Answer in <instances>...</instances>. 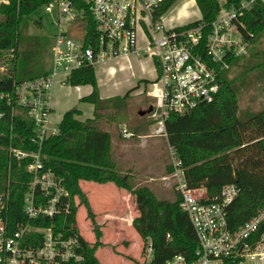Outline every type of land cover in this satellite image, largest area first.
Masks as SVG:
<instances>
[{
  "label": "built area",
  "instance_id": "2783aa9c",
  "mask_svg": "<svg viewBox=\"0 0 264 264\" xmlns=\"http://www.w3.org/2000/svg\"><path fill=\"white\" fill-rule=\"evenodd\" d=\"M10 1L0 0V6ZM82 1V7L74 0H52L38 8L53 31L50 72L15 82L12 92L0 94V120L8 116L15 120L24 111L33 122L28 146L24 147L23 141V146L16 145L13 124L9 144L0 143V154H6V171L2 173L6 183L0 190V264H102L97 251L93 257L88 254V245L95 240L90 242L79 226V207L75 219H70L73 202L77 207L80 200L73 201L66 179L44 161V142L60 131L51 120L57 85L78 86H73L70 78L82 68L92 66L96 72L109 61L122 59L133 68V59L149 58L157 76L149 83L147 94L158 101L151 136L168 138L165 122L170 114H189L212 102L221 86L219 73L230 68L228 57H246L251 48V41L240 29L245 26L240 18L252 9L254 0L243 1L237 9L222 7L206 39L203 25L167 27L164 17L153 21L155 0ZM90 18L94 32L89 30ZM108 72L115 69L110 67ZM123 132L133 136L125 127ZM169 154L173 189L181 195L180 209L187 215L198 244L192 255L179 252L163 264H264V209L242 226L232 227L227 206L239 195L237 185L226 184L215 196L204 188L191 189L182 159L170 145ZM13 162L30 176L21 209L23 219L15 218L11 210ZM145 243L140 264H152L153 243L150 238Z\"/></svg>",
  "mask_w": 264,
  "mask_h": 264
},
{
  "label": "trees",
  "instance_id": "16d2710c",
  "mask_svg": "<svg viewBox=\"0 0 264 264\" xmlns=\"http://www.w3.org/2000/svg\"><path fill=\"white\" fill-rule=\"evenodd\" d=\"M51 1L11 0L0 6V59L9 55L13 64L9 74L0 75V94L12 92L15 82L39 78L50 72L51 67L46 68L42 61L47 50L43 38L25 35L21 27L40 6ZM74 1L78 6H83L82 0ZM178 1H158L152 9L153 21H159L170 13ZM195 1L201 10L202 19L188 23L185 28L203 25L206 39L212 31L211 23L217 19L222 7L237 9L243 1L251 0H225L223 5L219 0ZM251 8L240 18L245 25H240V29L251 41L249 55L228 57L230 68L219 73L221 86L212 102L199 105L189 114L171 113L165 122L167 141L182 159L189 188H204L208 195L215 196L226 184L237 185L239 195L227 206L228 222L234 228L242 226L264 209V106L256 112L248 113H242L239 108L238 86L261 85L264 91V49L253 50L254 44L261 43L262 39L264 41L263 0H254ZM89 30L95 31V23L91 18ZM70 80L73 86H93L90 95L81 100L93 103L95 116L81 121L77 118L81 114L78 108L66 111L58 124L59 134L44 142L43 152L45 163L66 179L73 201L77 197L80 200L77 207L73 202L74 215L70 219H75L81 205L87 209L96 236L95 242L88 245L89 256L93 257L106 244L102 241L103 230L89 197L82 188V182L113 184L132 195L139 210V216L132 224L142 238L143 248L146 239H151L154 248L152 264H163L179 252L192 255L198 241L187 215L180 209L181 195L177 193L176 200L168 201L159 199L147 185L136 186L134 177L120 170L115 158L112 132L99 126L108 112L118 113L124 109L125 100L131 91L123 98L102 99L92 66L74 71ZM23 114L15 120L10 116L0 120V132L4 135L0 137V143L9 144L10 127L13 124L16 145L21 146L23 141L24 147L28 146L33 133V122L24 111ZM134 130L135 134H139ZM0 155L3 159L0 162L2 190L6 183L2 175L6 171V154L2 152ZM12 164L11 210L15 218L23 219L21 209L30 176L24 167H19L14 162ZM262 229L264 230V221Z\"/></svg>",
  "mask_w": 264,
  "mask_h": 264
},
{
  "label": "rangeland",
  "instance_id": "374dc122",
  "mask_svg": "<svg viewBox=\"0 0 264 264\" xmlns=\"http://www.w3.org/2000/svg\"><path fill=\"white\" fill-rule=\"evenodd\" d=\"M264 2V0H263ZM187 9H192L194 10L195 5H187ZM186 9V10H187ZM171 15L172 16H177L178 13L182 12L183 9L181 8V3H177L176 6L171 10ZM169 15L168 17H170ZM42 17V18H41ZM41 18V21H37ZM2 20V16H0V21ZM179 26V25H177ZM187 26V25H182ZM21 31L28 36L32 37H42L45 44H46V52H44L42 56V61L47 67H51V60L53 56V37H52V30L49 25V21L46 15L42 13L41 9H38L35 13L32 14L30 20L21 27ZM142 33L139 32L138 34V40L140 44V37ZM264 49V41L263 39L261 40V43H256L253 46V50H263ZM249 55V54H248ZM247 55V56H248ZM246 56V57H247ZM11 57L9 55L4 56L2 59H0V75H7L13 68V64L10 62ZM148 58H139L133 61V68H130L127 64V62H124L122 60L123 64L125 67H121L120 65L116 64L113 61H109L108 63L100 66L98 70L96 71V79L97 81L99 80V83L102 85V90L104 93H112L115 92L117 95H122L123 93L126 92L125 88L128 85H130L127 80L129 81V78L132 76V74L138 75V77H143L142 73V63L141 60H146ZM150 61V59H148ZM113 63L114 67L116 68L115 72L109 73L107 67L109 64ZM150 66L154 68L153 63L150 62ZM105 69V71H103ZM144 76L145 77H154L153 74H150V70L144 71ZM232 77L234 76L231 74ZM132 79V78H130ZM145 82L144 80H142ZM146 85H148L147 82H145ZM150 83V82H149ZM239 87V108L241 109L242 113H248V112H256L257 110L263 108L264 106V91L261 89V85H255V86H238ZM147 88V87H146ZM150 87L148 86L147 89H144L143 83L140 84V87L137 89H130L128 92L132 91L130 93V96H128L125 100V106L124 109L120 110L118 113L114 112H108V115L105 116L100 121V128L105 129V130H110L113 132V134L116 133L117 137L120 138L122 136V132L124 130L123 125L124 123L127 124V127L130 129H138L140 130L141 128L143 129L145 133V140L147 144V149L145 148V151H140L138 152L135 146L131 147L129 150H127L126 157H136L138 155L137 160L138 163H142L141 165H129V162H123L120 160H117L119 164L121 165V172L126 171L127 167L129 165V168L133 167L134 171L130 170V173L133 172V177H134V184L136 186H143L147 185L150 187V189L156 194V196L160 199H165L168 201H174L177 198V193L174 192L173 189V180L170 178V169L172 168V159L169 154V143H166L162 137L158 138H152L150 137L154 127L150 126L149 124V119L147 116L148 113L155 112V108H157L158 101L155 99H151L148 97L147 91ZM67 88V93L63 95V103L59 104V106L56 109V117L55 120L58 121L60 120V115L58 114L62 112L64 108H69L73 106L76 101H77V92L75 88ZM117 90V92L115 91ZM141 92V93H140ZM55 94V93H53ZM125 96V94H124ZM54 97V95H53ZM56 97V95H55ZM57 96V100H58ZM152 107H151V106ZM143 107V109H142ZM142 109L145 111V115L140 116V111L139 109ZM147 110V111H146ZM81 114L77 115L80 116ZM58 119V120H57ZM79 119V118H78ZM80 120V119H79ZM53 121V120H52ZM82 121V120H81ZM86 121V120H84ZM60 122V121H58ZM53 124H57V122H52ZM125 127V126H124ZM145 129V130H144ZM136 138V136H132ZM148 137V138H147ZM150 137V138H149ZM131 138V137H130ZM158 140V141H157ZM134 143H137V140H133ZM114 151H115V158L116 154L118 152L117 148L115 145H113ZM138 147V146H137ZM155 148V149H160L161 147V152L159 155H153L148 151V148ZM147 152V153H146ZM117 159V158H116ZM134 158L131 159V164L134 163ZM151 162L154 163V165H151ZM137 163V164H138ZM93 183H88L85 184L84 190H87V194L91 192L93 188ZM111 185V184H109ZM91 187V188H90ZM118 189V188H117ZM121 191L120 189H118ZM86 193V192H85ZM86 194V195H87ZM92 197V195L90 194ZM89 197V196H88ZM79 201V198L77 199ZM79 214H78V220H79V226L84 234V236L90 240V242H94L96 236H95V231L92 230L91 228V221L90 218L88 217V212L87 209L84 205H81L79 207ZM123 235L124 233L121 232ZM127 238L123 239V244L124 243H132L133 240L135 239L133 235L128 234L126 236ZM110 240L112 238L109 237ZM122 238V237H121ZM106 235L104 234L102 236V241L105 243H108L110 241ZM137 246L135 247L134 250L129 252V256H127L126 252L127 250L124 248V245H119L118 247H106V251H109L111 253V256L113 257L111 260L108 257H101V249L97 251V255L99 259L104 263V264H139L138 262L143 261L142 257V249H143V243H142V238L137 239ZM128 245V244H127ZM124 261V262H123ZM126 261V262H125Z\"/></svg>",
  "mask_w": 264,
  "mask_h": 264
},
{
  "label": "crops",
  "instance_id": "0c3cea01",
  "mask_svg": "<svg viewBox=\"0 0 264 264\" xmlns=\"http://www.w3.org/2000/svg\"><path fill=\"white\" fill-rule=\"evenodd\" d=\"M154 1V0H152ZM156 2L160 1V0H155ZM181 3V8L183 9V13L180 12L178 13V15L176 16H172L171 12L168 13L167 15L163 16L164 17V23L167 27H171V26H182V25H187L188 23L197 21V20H201L202 19V13L201 10H199L196 1L195 0H179L178 3ZM219 2L223 5L225 3V0H219ZM187 5H195L194 10L192 9H187ZM176 6V5H175ZM187 9V10H186ZM169 15H171L170 17H168ZM142 38V35L141 37ZM143 41L142 39H140V44H142ZM149 59V58H148ZM146 59V60H141L142 63V73H143V77H138L137 73L136 74H132V76L129 78V81L127 80V82L130 84L125 88L126 92L123 93L122 95H117V90H115L117 93L112 92V93H104V91L102 90V85L99 83L98 80V89H99V96H101L102 99H107V98H113V97H124V94H126L130 89H132V91L134 89H137L140 87V84L143 83L144 89H147L149 86L146 85L145 82L150 81H154L156 79L157 76V70L155 68V64L154 62L150 59V61ZM124 60V59H122ZM122 60H119L118 63L116 61V64L120 65L122 68L125 67V65L123 64ZM135 60V59H134ZM132 60V62L134 61ZM124 62H126L124 60ZM150 62L153 63L154 68H152V66H150ZM135 63V62H133ZM128 64V63H127ZM110 67H113L115 70L116 68L114 67L113 63L109 64V66L107 67V69ZM150 70V74H153L154 77H145L144 75V71ZM105 71V69L103 70ZM142 80H144L145 82H143ZM147 87V88H146ZM67 88H69L70 90H72L71 88H75L76 92H77V101L76 103L69 107V108H64L63 110H61L62 112H60L58 114V116L60 117L61 121L65 112L73 109L74 107L78 108L81 115L78 116V118L82 121L87 120V119H91L94 118V105L93 103H87V102H83L81 99L84 97H87L88 95H90V93L93 91V86L90 85H78V86H74V87H64L61 85H57V87L54 90V98H53V104H52V117L51 120H53L54 122H57L58 124L60 122L55 120L56 117V109L59 106V104L63 103V95L67 93ZM132 91L130 93H132ZM129 93V95H130ZM141 93V92H140ZM56 95V97H55ZM57 96L59 97L57 100ZM151 99H155L152 98L150 96H148ZM156 100V99H155ZM151 106V105H150ZM152 107V106H151ZM143 109V107H142ZM141 108L138 110L140 111V116L141 115H145V111H143ZM156 110V108H155ZM147 111V110H146ZM149 116V124L150 126L155 127V116L153 112H149L148 113ZM52 121V122H53ZM57 125V124H56ZM127 128L128 131L130 133L133 134V136H136V138L132 137H127L124 136V132H122V136L120 138L117 137L116 133L113 134V145L116 146L117 151L118 152L116 154V161L120 160L123 162H129V165H141L142 163H138L137 160L138 155H136V157L130 156V157H126L127 154V150H129L131 147L135 146V148L137 149L138 152L140 151H145V148L147 147V142H146V138H145V133L143 131V129L141 128L140 130L138 129V127H136L137 132L139 134H135L134 133V129H130L127 127V124L124 123L123 128ZM109 130V129H108ZM145 130V129H144ZM124 131V130H123ZM154 131V130H153ZM152 138H158V137H162L163 140L168 143L167 138L163 137V136H150ZM149 137V138H150ZM145 138V139H144ZM148 138V137H147ZM133 140H137V143H134ZM158 141V140H157ZM138 146V147H137ZM147 149V148H146ZM148 151L153 154V155H159V153L161 152V147L160 149H155V148H148ZM147 153V152H146ZM134 158V163L131 164V159ZM138 163V164H137ZM129 165L127 167L126 171H123L122 173L126 174L129 173L130 175H133V172L130 173L133 170L132 168H129ZM151 165H154L153 162H151ZM120 168L121 165L119 164ZM85 184H88V182H82V187H84ZM93 188L91 190V192H89V194H87V190H84V192H86V194L89 196V200L92 206L93 211H95L96 215H97V220L98 223L101 225V228L103 230V233L106 235V237L110 240L109 237L112 236L111 240L106 243V246L104 248H101V257H108V259L110 258V260L113 258L111 256V253L109 251H106V247L107 246H112L114 248L118 247L119 245H124V248L127 250L126 254L127 256H129V252L134 250L135 247L137 246V239L140 237L138 232L136 231L135 227H133V220L139 216V210H137L136 207V202L134 200V198L132 197V195L128 192V191H124L121 190L119 191L113 184L111 185H99L93 182ZM91 188V187H90ZM175 192V191H174ZM178 193V192H175ZM90 194L92 195V197L90 196ZM121 232H123L124 234L122 235ZM130 234L134 236V240L132 243H130L129 245H125L123 244V239L127 238L126 236ZM122 237V238H121ZM101 261V260H100ZM124 262V261H123ZM126 262V261H125ZM102 264H104L101 261Z\"/></svg>",
  "mask_w": 264,
  "mask_h": 264
}]
</instances>
